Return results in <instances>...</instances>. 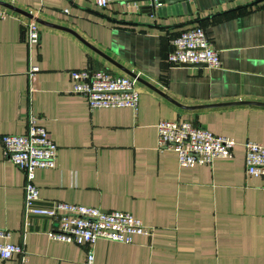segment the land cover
<instances>
[{"label":"crops","instance_id":"obj_1","mask_svg":"<svg viewBox=\"0 0 264 264\" xmlns=\"http://www.w3.org/2000/svg\"><path fill=\"white\" fill-rule=\"evenodd\" d=\"M1 1L72 29L182 105L264 103V0H190L192 14L169 17L150 15L142 2L100 9L94 0ZM8 11L0 19V137L24 134L32 114L56 146L55 167L35 171L36 207L65 202L123 211L152 229L130 244L97 241L93 264H264V183L246 176L244 166V143L264 146V107L183 111L137 84L136 112L90 110L72 92L68 72L125 74L63 31L42 26L38 43L29 45L25 17ZM194 26L205 30L219 67L168 63L171 40ZM31 67L38 69L33 76ZM165 120L233 138L232 157L180 167L174 153L156 149ZM24 183L0 143V229L27 252L25 264H87L88 246L49 239L52 221L24 213Z\"/></svg>","mask_w":264,"mask_h":264},{"label":"built area","instance_id":"obj_2","mask_svg":"<svg viewBox=\"0 0 264 264\" xmlns=\"http://www.w3.org/2000/svg\"><path fill=\"white\" fill-rule=\"evenodd\" d=\"M139 1L94 0L100 9L111 4L137 5ZM160 1L148 0V5L153 6L156 12L162 5ZM9 13L0 8V19H4ZM22 24L27 43L37 44L42 26L27 18H24ZM167 61L173 66H220L218 52L200 26L182 30L171 40ZM37 71L36 67H31L29 75L33 76ZM68 75L72 82V92L82 96L90 110L129 108L137 111L138 83L129 76L90 68L70 70ZM0 143L4 159L24 173V213L46 216L52 221L49 239L88 246L87 264H93L92 245L99 240L130 244L135 235H151L152 229L128 212L102 211L65 202H53L49 209L36 207L39 196L34 183L35 171L53 169L56 164V146L49 132L39 124L37 116L31 114L28 117L24 134H3ZM235 144L233 138L215 135L187 120H165L157 125L156 149L161 153H174L180 167L207 166L216 158H231ZM244 166L246 176L261 179L264 183L263 145L252 141L244 143ZM10 238V231L0 229V260L17 257L20 264H25L28 260L27 252L22 246L11 243Z\"/></svg>","mask_w":264,"mask_h":264},{"label":"water","instance_id":"obj_3","mask_svg":"<svg viewBox=\"0 0 264 264\" xmlns=\"http://www.w3.org/2000/svg\"><path fill=\"white\" fill-rule=\"evenodd\" d=\"M139 2L142 3H148V0H140ZM160 3L162 4L157 11H154L153 6L147 5L144 8L150 12V15L155 14L157 17H169V16H176V15H187L192 14L194 12V7L189 0H161ZM0 7H3L7 10H10L14 13H17L21 15L22 17H25L27 19L33 20L39 25L59 31L66 32L70 35H72L74 38H76L79 42H81L85 47L96 53L98 56H100L102 59H104L107 63H109L111 66L116 68L121 73L129 76L130 78L134 79L139 85H142L146 87L147 89L153 91L154 93L158 94L162 98H164L169 103L176 106L178 109L183 111H194V110H200V109H207V108H218V107H226V106H257V107H264V103L262 102H246V101H239V102H232V103H220V104H211V105H199V106H185L181 103L175 101L171 97H169L167 94H165L163 91L156 88L154 85L146 81L145 79L138 76L136 73L130 71L129 69L123 67L121 64L114 61L112 58L104 54L103 52L96 49L94 46L89 44L85 39L80 37L75 31L72 29H69L67 27H63L60 25H56L50 22H47L36 15L29 13L27 11H24L22 9H19L9 3H6L4 1L0 0ZM183 66H205V65H183Z\"/></svg>","mask_w":264,"mask_h":264}]
</instances>
